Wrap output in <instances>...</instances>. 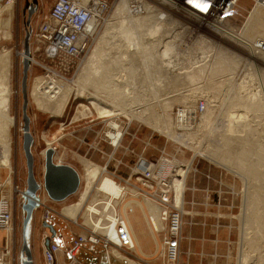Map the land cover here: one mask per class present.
Masks as SVG:
<instances>
[{"label":"rangeland","instance_id":"1","mask_svg":"<svg viewBox=\"0 0 264 264\" xmlns=\"http://www.w3.org/2000/svg\"><path fill=\"white\" fill-rule=\"evenodd\" d=\"M117 1L110 0L112 4L111 11L102 22L91 50L70 71H66L61 65H54L48 62L44 56L42 47L41 50H38L40 44L33 36V32L40 26L55 0H17L14 10L12 8L1 9L3 11V19H6L8 16L12 19L10 28H2L0 26V54L10 51L12 56L8 92L10 94L9 111L14 117V123L10 125L9 131V139L12 142L10 158L12 170L7 168V164L3 159L0 161V183L7 184L6 180L9 172L12 171V183L11 185L8 184L6 188L13 190L14 222H17L19 229L23 225L25 215L20 213V210L22 211L21 195L20 191H15V188L24 190L27 187L28 169L24 151L26 120L29 125L30 136L33 139L31 151L35 160L34 168L37 178L42 176L45 168V155L43 153L46 154L45 151L50 147L48 145L52 142H55L58 146L57 151L54 152V159L57 160V163L73 164L81 173H84L82 158L88 165L94 163L103 167L107 162L108 155L113 150L111 145L104 140L105 132L110 129L113 122L119 126L128 127L130 133L137 132L138 139L134 142H131V137L128 135L124 141V145H131V148H134L137 154L142 152L145 142L152 137L150 140L152 146H149L146 151L147 157L156 160L161 154L160 151L166 149L169 153L177 154L179 163H188L194 154L192 149L186 145H183L186 148L180 146V143L175 142L176 139L165 135L162 128L180 133L175 129L174 125V111L176 107L182 105L184 102L193 103L198 99H205L209 103V108L198 127L190 131L195 132L191 143L199 144L205 155H210L209 148L211 145L215 147L219 146L217 142L221 134H228L225 127L227 128L229 124V113L245 116L242 119L237 118L235 120L234 118L235 123L233 125L237 129H234V132H230L229 136L231 139H238L239 141L237 140V142L241 143L248 137L253 143H264V131H261L264 129V120L260 121L254 111L246 115L243 107L238 105H236L238 108L233 105V107L231 106L232 100L238 101L241 96L245 98L249 91L256 92L259 88L261 89L262 81L257 64L264 68L263 58H260V56H257V58L252 57L251 53L244 46L233 39L224 37L221 33H217L211 28L206 27L198 19L177 11L164 2L146 0L154 9L151 11L143 9L136 12L131 11L128 7L129 5L124 0L126 13L123 12L114 16ZM240 7L245 8L246 11L242 9L243 13L241 15V12H239L241 9H237L235 15L231 18L230 24L237 32H241L243 26L248 21L254 5L249 0H243ZM30 12H32L31 15ZM138 20L142 21V26ZM116 21L125 23L124 27H130L131 32L132 29L133 32L136 31L133 33L134 38L129 39L124 37L122 29L118 25V28H115L116 30L107 39V44L104 46L102 66L107 67L106 69L109 71L111 69L110 74L112 76L110 75V81L113 85L118 86L117 94H119L120 99L114 95H109L106 90L102 91V89L95 87V79L102 78L104 71L97 70L96 72L95 69V72H88L87 76L81 77L82 68L84 69L85 63L92 53V49L104 33L107 24ZM262 24H264V21ZM246 35L252 36V38L258 36L264 38V30H260L257 26L250 24L246 29ZM130 43L144 45L143 47L149 50V55L153 57L157 65L153 66V63L151 65L147 61V58H150V56L148 57V54H145L147 52L142 53L145 51L143 47L140 51L139 48ZM161 43H167L166 48L162 47ZM207 43L213 44L209 46ZM217 45L221 47L220 50L225 49L230 52L231 59L233 58L237 63H230L229 68L223 71L214 70L216 66L214 58V63L212 66H209L213 55L216 57V50L219 48L215 47ZM26 48L30 51L29 55L32 54L34 57L32 63L26 59L29 56L25 54ZM164 49L167 51V56L163 54ZM203 51L208 52V55L211 54L212 57H209L210 55L207 56L208 58L205 60L207 61V65L199 71H195L198 69L196 66H201L199 62L204 55ZM22 53L25 54L24 57ZM171 58L176 59L177 65L174 62L170 66L167 65L168 62L172 61ZM251 59L256 60L257 64L255 62L251 64ZM46 66H50L52 71L46 69ZM185 69L191 70L193 73L190 79L188 76L183 77L181 75ZM193 69L195 70L193 71ZM24 78L27 93L26 116L24 114ZM51 78H61L66 81V85L72 86L73 89H79L83 94V97L75 98L73 96L66 110L60 116H52L51 113L39 109L31 96L35 80L39 84H44L47 82V79L50 80ZM193 87L197 89L192 91ZM4 90L3 83L0 82V105L1 99H3L5 94ZM187 90L192 92L187 93L184 99H182V96H172L177 92ZM174 98L177 99L173 100ZM166 102H170L171 104L165 109L164 103ZM81 104L87 105L91 113L86 111L88 114L74 118L80 110L84 109ZM140 107L141 112L137 114L135 111ZM158 111L162 113H159V115L155 114ZM163 114L168 121L166 122L165 119H162V122H158L156 117H163ZM238 119L239 122L237 123ZM226 121L227 125H225ZM221 122L225 126L222 129ZM201 123H204L202 127H200ZM246 127L247 132L245 131ZM249 128L251 129L249 130ZM260 132L263 134L259 135L258 133ZM0 146H2V143ZM137 154L130 152L127 154L123 148H120L116 152V160L112 161L109 165L110 170L117 166V160L122 159L126 165H119L118 173L122 176H127L130 172L129 166H132L137 160ZM1 155L3 154L1 153ZM205 155L195 156L192 159L194 160L195 167L197 166L198 168V172L194 178L189 179L188 186H195L197 190L194 192L188 190L186 199L187 201H191L194 197L196 204H186L185 209L187 214L185 215L186 226L184 229L185 235L188 236L191 227L197 224L204 231L202 235L191 242L189 240L185 241L179 262L167 263L159 255L160 250L156 253L157 247L155 241L152 238L140 206L130 205L131 210L127 213L133 229L135 225L132 223V216L135 224L144 229L142 231L140 227L138 228L144 236L146 235V239L149 236L153 240L154 253L147 254L141 246L146 256H142L139 252H135L131 256L127 254L123 256L129 257L128 259L136 264L257 263V252H251L246 242L250 238L253 239L251 235L253 231H256L257 223L252 221L251 214V218L247 216L246 205H244L246 195H250L249 198L252 197L251 193L253 194L252 191L256 189V183L245 168H237V170L235 168L228 169L219 163L207 159ZM101 177L105 178L106 176L102 174ZM101 177L96 182V186L89 192L83 207L80 208L78 218L83 214L86 206L92 205L88 204L91 197L95 200L97 199L98 190L96 188H99ZM249 188L252 191L248 190ZM43 189H40L38 192L45 198ZM248 191L249 193H247ZM133 199L141 200L142 196L135 197L129 194L126 200ZM78 200L79 193H76L67 200L66 204H73ZM47 203L57 211H60L61 207H63L62 204H58L49 198ZM43 212L44 210L40 208L37 210V215L42 217ZM59 217L57 215L55 222L59 231H62V228H67V225ZM84 218L89 223L90 216L86 212ZM189 222H193L194 224L190 225ZM223 230L226 232V236L220 238L221 242L217 244L216 235ZM135 233L137 235L136 231ZM254 236L255 234H253ZM245 237L246 241H244ZM91 247L92 244H84L80 255L86 264H96L98 259L94 257L95 253H90ZM189 250H191V254H189ZM110 255L112 263H118L115 256L112 253Z\"/></svg>","mask_w":264,"mask_h":264},{"label":"built area","instance_id":"2","mask_svg":"<svg viewBox=\"0 0 264 264\" xmlns=\"http://www.w3.org/2000/svg\"><path fill=\"white\" fill-rule=\"evenodd\" d=\"M13 1L16 4L17 0H0V5H6ZM158 1L164 2L171 8L198 19L206 27L211 28L217 33H221L220 31L223 30L227 21L228 24H231V18L235 15L238 5L243 0H193L192 3H189V0ZM194 1H197L201 6L208 4L210 6L209 10L207 12L202 11L201 8L195 6L197 3H194ZM250 1L253 3L257 2L264 7V0ZM145 2L147 1L130 0L131 9L136 12L142 10L140 5ZM111 8L112 4L110 0H89L86 3H83L81 0H55L40 26L33 32L34 38L40 44L38 50H41L42 47L44 56L48 62L54 65H61L66 71H70L91 50L100 26L111 11ZM244 45L249 53L253 51L257 55H264V39L262 38L248 41ZM46 69L52 71L50 66H46ZM207 104L205 99H198L194 107L185 106V104L179 105L174 111L175 120L177 119L183 125L195 126L203 117ZM117 115L119 116V114ZM127 135L131 137V142L138 139L137 132L130 133L128 127L119 126L118 124L111 125L110 129L105 132L104 140L111 145L113 150L108 155L106 164L102 167L103 173L105 172L122 185L124 193H126V199L129 194L135 197H147L161 208L162 227L157 226L153 219L150 218L154 232L160 241L159 255L167 263L179 262L185 241H192L194 239L192 237L188 238L189 235H185V215L187 212L185 207L186 204H196L194 197L191 201H187L186 194L188 190L192 192L197 190L195 186L189 187L188 181L190 178L195 177L198 168L197 166L195 167L194 160L188 163H179L177 154L169 153L166 149L160 151L161 154L156 160L147 157L146 151L149 146H152L150 144L152 137L145 142L142 152L137 154L135 149L131 148V145H124ZM49 146L54 152L58 149L55 142ZM180 146L184 147L181 144ZM120 148H123L127 154L129 152L137 154V160L132 166H129L130 172L127 176H122L118 173V166L121 164L126 165L122 159L117 160V166L114 169L110 170L109 167L110 163L116 160L115 155ZM176 179H185L182 202L177 200ZM3 184L0 183V229L6 231V236L4 246L0 247V264H14L13 190L7 189ZM129 188L137 189L139 196L134 195L128 190ZM15 191H20L21 201L26 200L27 196L23 194V190H18L16 187ZM43 191L45 192V198L42 196L40 200L39 196L41 194L39 192H37L35 198V208L39 207L38 209L42 208L44 210L42 220L47 222L54 214L63 216L60 211H57L47 203L48 198L45 188ZM40 201L42 202L41 204L39 203ZM115 205L112 204L109 210L115 213L116 224L114 230L118 242L112 239L111 230L107 232V227L104 224L100 228L95 229L90 225H86L82 218L73 221L63 216L83 228L85 234L74 237L71 243H68V237L60 236L61 243L51 242L45 246L43 250L45 264H56L57 255L61 252L69 253L71 257L70 264H85L76 257L79 249L85 243L101 245L106 252L113 249L112 247L117 246L116 248L123 254L133 255L135 247L132 244L131 228H129V231L122 206L119 205L118 210H116ZM97 206L103 209V203H98ZM104 208L105 211H108L106 205ZM189 224L193 225L194 223L189 222ZM9 231H12L10 236ZM55 235L57 236V234ZM29 241L28 239L27 244L30 247ZM188 252L191 254V250ZM25 258L26 255L21 252L20 264H22Z\"/></svg>","mask_w":264,"mask_h":264},{"label":"bare ground","instance_id":"3","mask_svg":"<svg viewBox=\"0 0 264 264\" xmlns=\"http://www.w3.org/2000/svg\"><path fill=\"white\" fill-rule=\"evenodd\" d=\"M81 1L83 3H86L89 0H81ZM125 1L129 5L128 6L129 9L131 11H133L131 9V6H130V0H129V2H128V0H125ZM125 1L124 0H118L116 2L114 16L122 14L123 12H125V7H126L124 4ZM194 3L199 4L197 1H194ZM240 5H241V3L238 5V9L239 8L241 9V11L239 10V12H241L240 14L242 15L243 10L246 11V9L241 8ZM253 5H254V8L251 11V15L248 18V21L243 26L241 32H237V30H235L233 27H231L227 21L223 30L220 31L221 34L224 37L226 36V37L233 39L234 41H236L237 43H239L242 46L245 43H248V41H252V40H255L257 38H262L261 36L252 38V36L249 37V35H246V29L248 28V26L250 24L257 26L260 30H264V24H262V22L264 21V7L257 2L253 3ZM140 6H141L142 10L146 9V11L147 10L151 11L154 9L153 6H150L148 4V2H145ZM6 8L7 9L12 8L14 10L15 9V2L13 1V2H10L9 4H6V5H0V26L2 28H10L11 27V22H12L11 17L8 16L6 19L2 18V12L3 11H1V9H6ZM128 14H129V12H128ZM113 19H115V18H113ZM132 19H134V18H132ZM143 20H144V18H143ZM127 21H129V20H127ZM139 22H141V26H142V21H139ZM124 24L122 21H116V22H111V23L109 22L107 24V27L105 28L104 33L102 34V36H100L98 42L95 44L94 48L92 49V53L88 57V59L85 63L84 69L82 68L83 71L81 73V77H83L85 75L87 76L88 72L89 73L95 72L94 71L95 69H96V72H97V70L98 71H101V70L104 71L102 78L97 79V80L95 79V81H94V85L96 84L95 87L102 89V91L106 90V92L109 95H112V96L114 95L119 99H120L119 94H117L118 93V90H117L118 86L113 85L110 81V78L112 76L110 74L111 69L109 71L106 69L107 67L102 66V64H103L102 59H103V54H104V46L107 44L106 41L113 34L114 30H116L115 28L116 27L118 28V25H120V28L122 29L124 37L129 38V39L134 38L133 33L136 31L133 32V29H132V32H131L130 27L125 28ZM132 24H131V27H132ZM135 26H137V25H135ZM143 26H146V25H143ZM253 28H254V26H253ZM136 29H138V28L136 27ZM142 29H143V27H142ZM139 30H141V29H139ZM262 39H264V38H262ZM123 44H125V43H123ZM130 44L133 46L135 45L136 48H139V50L144 46V45L141 46L140 43H130ZM207 44L209 46H211L213 43L212 44L207 43ZM166 45H167V43H161V46L164 48H166ZM215 47H219V45H217ZM244 47H245V45H244ZM143 49L145 51H143L142 53L147 52L145 54H148V57H149L150 56L149 50L147 48L145 49L144 47H143ZM220 49H221V47H219L216 50V57H215V55H213V57H212L211 54H209L210 55L209 56L208 52L206 53L203 51L204 55L202 56V59L199 62V64L201 66H199V65L196 66L198 69L197 70L193 69V71L194 70L199 71L200 69H202L203 67H205L207 65V61H205L208 58L207 56L212 57L211 58L212 61L209 64V66H212V64L214 63V58H215L216 66H215L214 70H222L223 71V70H226L229 68L230 63H232V64L237 63L233 58L231 59V53L230 52L226 51L225 49H224L225 51L220 50ZM22 54L24 57L25 54L24 53H22ZM163 54L165 56H167V51L165 49H164ZM251 55H252V57H256V58H257V56L258 57L260 56V58L264 59V55H257L253 51H251ZM237 57L239 58V56H237ZM11 59H12V56H11L10 51H7L6 53L0 54V82L3 83V88L5 89L4 90L5 94L3 96V99H1L2 102L0 105V142L2 143V146H3V147L0 146V147H2L1 148L2 151H1V149H0V151L3 154V155H1V153H0V161L3 159L4 162H6L7 168L9 170L11 169L10 158H11V152H12V142L9 139V131H10V125L12 123H14V117L10 114V111H9L10 94L8 92L9 91V83H10ZM26 59L30 63H32L34 61V57L32 54L27 56ZM166 60H168V59H166ZM171 60L172 61L167 63L168 66H170V64H172V62H174V64L177 65L176 59L171 58ZM252 60L253 59H251V61H250L251 64H253V62H255V64H257L256 60H253V61ZM147 61H149L151 63V65L153 63V66L157 65L152 56H150V58H147ZM203 61H205V62H203ZM196 63H198V62H196ZM201 63H203V64H201ZM257 69H258V72L260 73V77H261V81H262L261 89L259 88V90H257L256 92L255 91H249V93L246 94L247 96L245 98H243L241 96V98L238 99V101L237 100L235 101V99L233 98L234 101L233 100L231 101V106L233 105L235 107L236 105H238V106L243 107V109L246 111V115L249 112L254 111V113L256 114V117L259 118L260 121H262V120H264V68L261 67L259 64H257ZM192 74L193 73L191 72V70L185 69V71L181 75H183V77L188 76V78L190 79ZM253 77H255V76H253ZM55 80H57V81H55ZM259 80H260V78H259ZM46 81L47 82H45L44 84H39L35 80V83L33 85V89L31 92V96H32L35 104L37 105V107L39 109L51 113L52 116L62 115L64 113V111L66 110V108H67V106H68V104H69V102L73 96L75 98L83 97L82 96L83 94H82V92L79 91V89H73L72 86L66 85L65 84L66 81L62 80L61 78H51L50 80L47 79ZM189 89H192V88H189ZM196 89L197 88L193 87L192 91H194ZM192 91H188V90L187 91H181V92H177L175 95H172V96L173 97L174 96H182V99H184V98H186L187 93H190ZM175 99H177V98H174L173 100H175ZM195 102H193V103H190V102L185 103L184 102L183 104H185V106L194 107ZM164 104H165L164 108L166 109L168 107V105H170L171 103L166 102ZM81 106H83L84 109L80 110L74 116V118H78L80 116L88 114L86 111H89L91 113V110L87 105L81 104ZM238 106H236V107L238 108ZM208 108H209V103L207 104V109L205 110L203 117L206 115ZM135 112L137 114L139 112H141V107L137 108V110ZM159 113H162V112L158 111V113L156 112L155 114L159 115ZM243 116L244 115H242V114H231V113H229V118H230L228 120L229 124L227 123V121L225 122L226 123L225 125L228 124L227 128L221 122L222 123V126L220 125L221 129L224 126L225 129H227L228 134H224V135L221 134L219 136V139L217 142V145L219 144L218 147H215L212 145L210 146V148H209L210 155H205V153L202 152L201 146L199 144L191 143L192 139H194L195 132H190V131H193L194 129H196L198 127V125L202 121L203 117L201 118L199 123L195 126H189L187 124H184V125H186V126H184L182 123H179L178 120L176 119L174 121L175 129L180 133H176L175 131L167 129V128H165V129L162 128V131L169 138L176 139V141H175L176 143L178 142V144L180 143L181 145H186L190 149H192L194 154H193L190 161H192V159H194L195 156H204L205 155L207 159L211 160L212 162L219 163L228 169L235 168L237 170V168L238 169L245 168L248 171V174L255 181V183H256L255 186H257V187L254 191H252L250 188L248 189V190H251L253 192V194L250 192L252 195L251 198H249L250 195L245 194L246 195V200H245L246 202L244 203V205H246V210H247V214H248L247 216L250 217V214H251L252 215V221L256 222L257 225H256V231L255 232L253 231V233L251 235V237L253 239L250 238L251 240L249 239V241L248 240L246 241V237H245L244 241H246L248 243L247 246H249L248 249H250L251 252H257L258 255L256 257H258V260H257L256 264H264V145H263L264 143L263 142H261V144L253 143L252 141H250V139L248 137H246L248 139L245 138V140L242 141L241 143L237 142L238 139L237 140H235L233 138L231 139V137L229 136L230 132H232V131L234 132V129H237L233 125L235 123V120L237 118L242 119ZM256 117H255V119H256ZM156 118H157L156 120H158V122H162V119H165L166 122L168 121V119L164 117V114H163V117L157 116ZM227 118H226V120H227ZM234 118H235V120H234ZM244 118H245V116H244ZM238 122H239V119L237 120V123ZM112 124L116 125L115 122H113ZM202 125H204V123H201L200 127H202ZM161 126H162V124H161ZM250 129L251 128H249V130ZM246 130H247V127H246L245 131ZM249 130H248V132H249ZM261 131H264V129ZM186 132H189V133H186ZM258 134L260 135L263 133L260 132ZM234 138H237V137H234ZM263 138H264V136H263ZM52 143H54V142H52ZM43 154L46 155L45 153H43ZM210 156H211V158H210ZM81 160H82V163L84 165V173H81L78 170L81 182L79 185V189L76 193H79V200L73 204H68V205L63 204V207H61V210H60L61 214L67 218H70L73 221H76V220H79L80 218H82L86 225H90L95 229L100 228L104 224L107 227V232H108V230H111L110 234H111L112 239H115V241L118 242V238H117V236H115L116 234H115V230H114L115 224H116L115 213L112 210L110 211L109 207L112 206V204L113 205L116 204L115 208H116V210H118V206L121 205L123 208V213L125 214L126 225H127L128 229L131 228L132 244L135 247L134 252H139L142 256H146L145 253L143 252L140 244H139L137 235L133 229V226L131 224V221H130L128 213H127L129 210H131L130 205H138V206H140V208L144 214V217H145L146 222L148 224V228L150 230L152 238L154 239L156 247H157L156 253H158V251L160 250V244L158 241L159 239L157 238V235L154 232L150 218L153 219V221L155 222V224H157V226L159 225V227H162V222H161V218H162V212L161 211L162 210H161V208L153 200H151L147 197H143L141 200H139V199L126 200L125 199L126 193H124V189H123L122 185H120L118 182H116L113 178H111L105 172L103 173V168L101 166L96 165L94 163L88 165L87 162H85V160L83 158ZM61 163H63V162H61ZM6 164H4V165H6ZM261 168L263 171L261 170ZM44 170H45V168H44ZM236 170H235V172H236ZM102 174L106 177L102 178L101 177ZM100 177H101V182H100V185L98 186L99 188H96V190H98L97 191V193H98L97 199L95 200L93 197H91V200H89L88 204H92V205L86 206L85 210L83 211V214L80 216V218H78L77 216H78V212L80 211V208L83 207V205L85 204V201L88 197L89 192L96 186V182L100 179ZM6 181H7L6 182L7 184L4 183L5 184V185L3 184L4 187H7L8 184L11 185V183H12V171L9 172V176H8ZM184 183H185V179H176L177 200L179 202L183 201ZM42 187H44V186H41V188ZM253 188H255V187H253ZM25 189L22 192L25 196H27ZM128 190L131 191L134 195L139 194L137 189L129 188ZM247 193H249V191ZM119 195H120V197H118ZM115 196H117V197H115ZM247 196H248V200H247ZM39 197L41 200L42 195H40ZM48 197L49 196H47V198ZM26 199H27V197H26ZM25 202H26V200H23L21 203V206H23V204ZM39 203L41 204L42 202L40 201ZM98 203H103V206H102L103 209H101L97 206ZM105 205H106V209H108V211H105V208H104ZM38 208H34L33 215L37 212ZM85 212H86V214H88L90 216L89 223L84 218ZM96 214H98V215L96 216ZM13 229H14V227H13ZM129 231H130V229H129ZM9 232H11V231H9ZM83 234H85V233H83ZM253 234H255L254 237H253ZM10 235H11V233H10ZM30 244H31V242H30ZM116 247H112L113 249H110L108 252H106V262H107L106 264H113L112 258L110 255L111 253L117 259L118 263H116V264H136L135 262L128 259L129 257L127 258V256H123L124 254L119 249H117ZM23 253L26 255L25 252H23ZM253 257H254V255H253ZM18 264H20V255L18 256Z\"/></svg>","mask_w":264,"mask_h":264},{"label":"crops","instance_id":"4","mask_svg":"<svg viewBox=\"0 0 264 264\" xmlns=\"http://www.w3.org/2000/svg\"><path fill=\"white\" fill-rule=\"evenodd\" d=\"M54 161L57 163L56 159H54ZM68 165L73 166L78 171V169L73 164H68ZM44 166H45V163H44ZM36 179L38 183H40V185L43 186L44 171L42 173V176L40 178L36 177ZM72 196L73 195H71L70 197H68L66 200L62 202H57V201L55 202L58 204H62V205L66 204L68 202L67 200L71 198ZM48 198L50 199V197ZM21 207H22V211L20 210V213H23L26 217V213L23 210V206ZM57 215L58 214H54L49 221L44 222L42 220V217L40 215H37V212H36L30 220L27 234H28V239L30 240L29 242H31L30 251L33 257V264H45L44 256H43L44 247L49 245L51 242L61 243L60 236L68 237V243H71L74 237L84 233L83 228L73 223L72 221L67 220L65 217L61 215H58V216L62 218L61 220L65 222V224L67 225V228H62V231H59V229L57 228V224L55 222ZM25 217H24V220H25ZM131 218H132V223L135 225L134 229L137 232V237L139 238L138 241H140L139 242L140 246L143 247L144 251L147 254L154 253L153 240L150 239L149 236H147V239H146V235L144 236L138 229L140 226L138 227V225L135 224L133 220V216ZM14 221H15V215H14ZM14 229L15 231H14V236H13V256L15 258L14 264H16L18 263L17 262L18 256L24 250V239H25V231H26L24 222H23V225L20 226V229L17 227V222H14ZM141 230L144 231L143 228H141ZM203 232L204 231H202V228L196 224L195 226L191 227V230L189 231L188 235L196 239V238H199ZM220 233L216 235L217 236L216 239L218 240L217 244L221 242L220 238H224V236H226V232H224V230L221 231ZM55 234H57V236ZM5 236H6V232L3 229H0V247L4 246ZM85 244H92V247L90 248L92 252L89 249L87 250L90 251L91 254L95 253L94 257L98 258L96 264H106L107 263L106 262V251L101 245H97L93 243H85ZM83 245L79 249L76 257L78 260L86 264V262L80 257L81 252L83 250ZM70 259L71 257L68 252H61L57 255L56 264H70L69 263Z\"/></svg>","mask_w":264,"mask_h":264},{"label":"water","instance_id":"5","mask_svg":"<svg viewBox=\"0 0 264 264\" xmlns=\"http://www.w3.org/2000/svg\"><path fill=\"white\" fill-rule=\"evenodd\" d=\"M32 12H30L31 15ZM30 51L25 50V54L29 55ZM25 59V58H24ZM26 78V77H25ZM25 78H24V114L26 116V105H27V93L25 90ZM30 129L28 122L26 120V139L24 142V151L27 159V187L26 194L27 199L23 204V210L26 213V217L24 220L25 226V239H24V250L22 251L26 253V258L23 259L22 264H33V257L30 251V247L27 244L28 242V226L30 220L34 213V208L36 206L35 198L37 196V192L41 189L40 183H38L35 177V168H34V157L31 151L33 139L30 136ZM28 137H30L28 139ZM80 175L78 171L71 165L56 163L54 161V150L52 148H47L45 155V170H44V183L43 186L47 191L48 196L57 201L62 202L66 200L71 195H74L80 185Z\"/></svg>","mask_w":264,"mask_h":264},{"label":"snow or ice","instance_id":"6","mask_svg":"<svg viewBox=\"0 0 264 264\" xmlns=\"http://www.w3.org/2000/svg\"><path fill=\"white\" fill-rule=\"evenodd\" d=\"M192 2H193V0H189V3H192ZM195 6L198 8H201V10L205 11V12H207L209 10V7H210L208 4H204L203 6H201L200 4H196Z\"/></svg>","mask_w":264,"mask_h":264}]
</instances>
